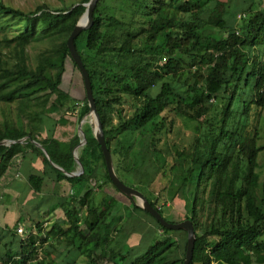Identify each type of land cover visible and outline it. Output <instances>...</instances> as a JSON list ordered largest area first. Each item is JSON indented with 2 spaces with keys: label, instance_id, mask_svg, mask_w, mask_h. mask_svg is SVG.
<instances>
[{
  "label": "trees",
  "instance_id": "1",
  "mask_svg": "<svg viewBox=\"0 0 264 264\" xmlns=\"http://www.w3.org/2000/svg\"><path fill=\"white\" fill-rule=\"evenodd\" d=\"M88 1L26 12L0 0V19L15 18L25 27L14 37L3 38L6 46L14 43L13 55L0 50V102L18 104L16 119L5 114L0 140L27 136L22 142L0 145V178L17 158L29 159L37 170L25 177L31 191L43 194L48 179L58 185L57 195L63 183L72 190L66 196L58 195L46 211L60 209L61 217L45 231L36 223L41 243L32 234L21 238L12 234L8 225L1 227L0 235L8 234V239L0 250V264H75L77 256L85 258L84 264H102V260L105 264H183L184 230L161 226L132 199L128 198L130 205H123L120 211L116 197L94 199L95 188L106 183L120 191L108 175L100 145L90 129L79 155L84 166L80 175L69 176L52 167L34 143L39 142L64 170L73 168V150L80 137L75 132L61 140L55 129L70 122L67 113H74L79 122L89 111L86 95L76 109L68 104L69 96L62 89L67 62L79 71L67 39ZM106 1H97L91 26L75 37L74 44L89 74L117 176L136 187L137 136L146 130L155 135L171 112L186 117L197 131L189 146L172 144L171 162L161 150L155 147V151L160 164L157 173L167 180L164 191L184 200L185 219L194 226L195 245L207 243L205 253L194 255L189 264H263L264 191L260 197L257 171L262 147L256 140L264 109V0H204L202 4L192 0H115L116 12L102 15L96 7ZM36 27L38 35L32 38ZM48 38L57 41L53 50L39 54L35 64L29 61L28 44ZM124 95L131 97L134 109L129 116L118 111V123L113 125L112 111ZM172 127L169 120L167 129ZM244 163L247 172L241 176ZM138 189L166 220L176 222L164 214L157 196ZM135 212L148 216L157 233L148 227L149 235L132 252L123 249L122 241L126 223ZM178 231L185 232L183 248L171 238ZM48 240L51 242L42 247ZM56 243L75 255L64 260L50 257Z\"/></svg>",
  "mask_w": 264,
  "mask_h": 264
},
{
  "label": "rangeland",
  "instance_id": "2",
  "mask_svg": "<svg viewBox=\"0 0 264 264\" xmlns=\"http://www.w3.org/2000/svg\"><path fill=\"white\" fill-rule=\"evenodd\" d=\"M5 3H8L16 8L22 9L26 12L33 11L37 7L45 6L50 9H56L63 6H68L74 2H79V0H3ZM241 3V0H231ZM193 3L202 4L204 0H192ZM264 6V3H263ZM118 3L115 0H108L105 3L96 7V11L100 14H107L116 12ZM244 15L242 14V17ZM5 21V22H3ZM0 50L9 55H13V45L6 46L4 37H14L21 31H25L23 21L16 20L15 18H2L0 19ZM38 35V27L30 34V37L35 38ZM57 41H51L49 38L39 41H31L26 47V52L29 56V61L36 63L37 57L41 53L47 51H52L53 47L56 45ZM62 89L68 94V104L70 106H75L78 109L82 105L83 99L85 97V89L82 80L80 71H78L71 62H67L66 70L63 77ZM158 85L154 86L153 90L156 91ZM130 96L124 95L121 103L117 104L112 111V124L116 125L118 123V114L121 112L124 116H129L134 109V104ZM18 104L13 103L10 106L5 105L0 102V124L6 118L5 114L9 112L10 118L16 119L18 114ZM168 119H163L164 121L169 120L173 121L172 129H167V122H163L164 126L160 127V130L154 135L149 131H143L137 136L135 145H134V157H135V173L133 184L136 186L134 188L145 189V192L150 194L152 197L157 196L159 198V205L162 207L164 214L172 221H182L185 220V206L184 200L179 196L171 197L170 193L164 191V186L167 184V180L162 174L157 173L159 170V162L157 161V152L155 147L166 156L167 160L171 162V145L176 144L180 147L189 146L193 132L197 133L195 129V123L189 121L186 117L182 115H174L169 113ZM66 117L70 119V122L64 126H57L55 129V136L61 140H68L75 132L78 133L80 137L81 130L84 129L89 122V115H86L81 119V121L76 120V115L74 113H67ZM258 133L256 145L262 147L257 156L258 162V174H259V187L258 193L259 196H263L264 191V109L262 111L261 117L258 121ZM76 148H74L75 150ZM73 150V152H74ZM21 159L17 158L15 162L11 163L5 174L0 178V229L5 225L9 226V231L17 236L16 228L21 226L23 228V235L26 237L29 234H32L33 237L40 242L41 241V232L36 227V223L42 224V231H45L47 226L49 227L52 222L61 217L62 212L60 209H57L54 212L47 213L46 208L42 207L38 209V215L33 209V200L36 198H43L46 194H53V191H56L58 185H54L53 181L50 179L44 185L43 194H37L33 191H29L22 199L20 193L14 190L11 187V184L14 180H24V177L20 173L18 164H21ZM31 164V163H30ZM28 167V166H27ZM29 168V167H28ZM247 172L246 163L243 164L241 176H245ZM157 173V174H156ZM156 174V175H155ZM153 178L151 181L150 178ZM151 181V182H150ZM94 183V181H91ZM61 189H59L58 195H64L71 193L67 183H63ZM139 190V189H138ZM142 192V191H141ZM104 195L116 197L119 201L118 211H120L123 205H130V198L126 197L124 194L117 192L110 183L104 184L102 187H96L94 190V199L98 201ZM54 197V196H53ZM130 200H129V199ZM49 199V198H47ZM55 198H51L48 202L54 201ZM137 205V201H133ZM43 204V201L40 202ZM41 206V205H40ZM43 206V205H42ZM35 212V213H34ZM137 218L141 222L137 221ZM135 224L133 227L132 225ZM147 224V225H146ZM152 226L153 232L157 233L156 225L152 220L144 215V213L135 212L132 217L127 221L124 228V236L122 243L124 244L125 250H130L135 252L139 247V241L144 240L149 234L147 231L148 227ZM159 232V231H158ZM37 233V234H35ZM126 233L129 235L128 238L125 237ZM154 234V233H153ZM8 234L5 236L0 235V250L3 249V243L5 242ZM21 236V238H23ZM122 237V236H121ZM185 232L178 231L171 236L174 240L179 242V245L183 248L185 242ZM211 241V240H209ZM51 240H48L46 243H42V247H46ZM41 243V242H40ZM57 248L51 249L50 257H58V259L66 258V256L75 255L76 252L71 251L66 248L62 243H56ZM208 249L206 241L198 242L194 247L193 256H199L205 253ZM186 250V249H185ZM72 253V254H71ZM85 258L82 256H77L75 264H84ZM106 261L102 260V264H105ZM257 264V263H254ZM264 264V263H263Z\"/></svg>",
  "mask_w": 264,
  "mask_h": 264
},
{
  "label": "water",
  "instance_id": "3",
  "mask_svg": "<svg viewBox=\"0 0 264 264\" xmlns=\"http://www.w3.org/2000/svg\"><path fill=\"white\" fill-rule=\"evenodd\" d=\"M98 0H89L88 2L84 3L85 11L83 15L79 18L77 23L75 24L72 32L70 33L67 39V46L70 52L71 57L73 58L75 64L77 65L84 84L85 95L88 102L89 111L87 115H89V122L84 129H81V134L79 138V142L76 145V149L73 152L74 156V166L70 171H66L57 164H55L51 158L49 153L46 149L39 143L34 142L35 145L40 147L42 151L45 153L46 157L49 159L50 164L55 169L64 172L69 176H76L80 175L84 171V166L82 165L79 155L83 145L86 143L87 134L90 129L96 140L98 141L101 151L103 153L105 166L108 172V175L114 184V186L124 195L132 199L133 201H137V205L148 212L151 216H153L161 226L166 227L167 229H175V230H184L186 232V250H185V257L183 264H189L193 258L194 246H195V231L192 222L189 219H185L179 222H171L166 220L161 213L154 208L151 203L147 200L145 195L138 189L125 184L116 174L113 165L112 155L106 145L104 133L102 129V124L100 121V117L98 111L96 109L94 97L92 94V87L89 78L88 71L84 66L80 55L75 47L74 39L75 37L83 30L91 26L93 22V11L96 6ZM27 138V136L17 139V140H10V139H2L0 140V145L6 144L9 145L16 141L22 142Z\"/></svg>",
  "mask_w": 264,
  "mask_h": 264
},
{
  "label": "crops",
  "instance_id": "4",
  "mask_svg": "<svg viewBox=\"0 0 264 264\" xmlns=\"http://www.w3.org/2000/svg\"><path fill=\"white\" fill-rule=\"evenodd\" d=\"M29 168H28V167ZM19 169H20V173H21V175L24 177V179H25V177L29 174V173H37V170H36V168H34L31 164H30V161H29V159H24V160H22L21 161V164H20V166H19ZM11 187L14 189V190H16V191H18L21 195H20V197L22 198V199H24L23 197L25 196V194H27L29 191H31L30 189H29V187L26 185V183H25V181L24 180H14L13 182H12V184H11ZM71 193H72V190H71ZM44 195V194H43ZM54 196V197H53ZM58 195L56 194V192H53V194H46V196L44 195V197L43 198H36V200H33L32 202H33V209L36 211V215H38V214H40V213H38V209H40V208H42V207H44V208H46L47 210H48V208L53 204V203H55L56 202V197H57ZM47 198H49V199H47ZM51 198H55V200L54 201H52V202H48V200H50ZM41 201H43V204H41L40 202ZM41 205V206H40ZM43 205V206H42ZM40 207V208H39ZM46 210V211H47ZM35 213V212H34ZM51 214V213H50ZM48 227V226H47ZM46 230V229H45ZM35 234H37V233H35ZM8 239V238H7ZM6 241V240H5ZM8 241V240H7ZM39 243V242H38ZM40 245V244H39Z\"/></svg>",
  "mask_w": 264,
  "mask_h": 264
},
{
  "label": "built area",
  "instance_id": "5",
  "mask_svg": "<svg viewBox=\"0 0 264 264\" xmlns=\"http://www.w3.org/2000/svg\"><path fill=\"white\" fill-rule=\"evenodd\" d=\"M16 231H17V233L19 234V235H23V228L21 227V226H18L17 228H16Z\"/></svg>",
  "mask_w": 264,
  "mask_h": 264
}]
</instances>
